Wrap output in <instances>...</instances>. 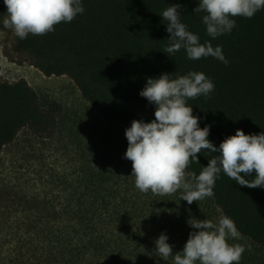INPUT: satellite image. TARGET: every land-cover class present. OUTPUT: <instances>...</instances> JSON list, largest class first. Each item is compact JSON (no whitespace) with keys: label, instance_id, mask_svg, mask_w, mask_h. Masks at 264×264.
<instances>
[{"label":"trees","instance_id":"trees-1","mask_svg":"<svg viewBox=\"0 0 264 264\" xmlns=\"http://www.w3.org/2000/svg\"><path fill=\"white\" fill-rule=\"evenodd\" d=\"M81 2L85 11L72 22L43 36H15L13 50L46 77H69L108 126L125 133L133 120L155 119V106L139 95L148 78L198 71L215 89L211 99L201 96L188 106L200 128L210 126L208 139L216 147L238 129L246 135L264 132V9L251 19L235 18L230 34L212 39L203 13L193 11L199 0ZM174 4L181 5L182 22L201 43L222 48L227 65L212 57L189 60L183 49L165 52L170 34L162 12ZM6 11L0 0L3 31L10 30L3 27ZM58 116V106H43L24 79L0 80V154L23 130L41 140L55 138ZM106 134L91 151L93 165L81 162L72 175H48L47 192L32 197L39 208L26 218V264H173L157 254L154 241L164 233L173 254L180 252L194 231L188 221L202 220L194 210L174 209L177 202L168 195L140 192L132 162L124 159L128 143ZM214 155L202 150L199 163L186 171L198 175ZM210 200L255 247L246 246L239 264H264V188L242 187L221 173Z\"/></svg>","mask_w":264,"mask_h":264},{"label":"clouds","instance_id":"clouds-1","mask_svg":"<svg viewBox=\"0 0 264 264\" xmlns=\"http://www.w3.org/2000/svg\"><path fill=\"white\" fill-rule=\"evenodd\" d=\"M6 13L3 27L19 39L29 34L43 36L55 31L60 23H70L84 13L81 0H3ZM264 9V0H199L194 13H203L202 23L207 36L215 39L230 34L237 17L251 19ZM181 5L168 6L162 12L170 34L168 54L185 50L187 58L198 61L212 57L225 65L227 59L220 46L200 42L197 34L182 22ZM215 85L203 72L190 71L186 75L161 74L148 78L139 95L155 106L151 122L133 120L125 129L128 142L124 159L132 162L131 176L142 193L171 195L182 190L181 200L189 205L214 196L220 174H225L242 187L264 188V132L246 135L237 130L216 147L209 139L210 126L199 127L189 100L203 96L211 99ZM205 150L215 155L200 173L187 172L190 164L199 163L198 154ZM217 153H219L217 155ZM245 179V177H253ZM194 231L189 233L183 250L173 254L168 236L162 233L154 241L155 251L173 264H239L246 246L229 243L242 239L235 222L221 215L212 220L188 221ZM247 250H250L247 249Z\"/></svg>","mask_w":264,"mask_h":264},{"label":"rangeland","instance_id":"rangeland-1","mask_svg":"<svg viewBox=\"0 0 264 264\" xmlns=\"http://www.w3.org/2000/svg\"><path fill=\"white\" fill-rule=\"evenodd\" d=\"M14 41L13 31L0 30V80L12 83L24 79L43 106H58L59 116L55 138L41 140L23 130L0 154V264H26V218L34 206L39 208V199L33 202L32 197L41 198L47 192L43 180L48 175H72L81 162L93 165L91 151L97 137L105 133L128 143L124 131L100 119L69 77L44 76L26 62L24 55L14 52ZM181 195L182 190L168 195L177 202L174 209L184 207L194 210L202 220L218 221L221 213L210 198L189 205ZM229 243L255 250L243 238Z\"/></svg>","mask_w":264,"mask_h":264}]
</instances>
